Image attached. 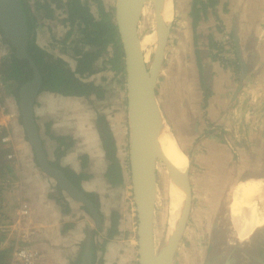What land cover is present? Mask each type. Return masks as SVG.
<instances>
[{"label": "rangeland", "instance_id": "374dc122", "mask_svg": "<svg viewBox=\"0 0 264 264\" xmlns=\"http://www.w3.org/2000/svg\"><path fill=\"white\" fill-rule=\"evenodd\" d=\"M31 1H33L34 4L35 1L42 2L49 0ZM240 1L241 0H237V3H234L233 7L231 6L229 10L230 12H227V4L224 6L222 12L216 9L213 6L214 4L212 5L211 15L209 14L210 18H207L208 20L205 21L208 35H197L196 37L194 35V46L201 47L196 50L192 49L188 38L180 42L185 35H183L182 38L177 36V34L175 35L174 30L176 27L175 23H173V14L170 20L171 28L166 46L164 48L162 65L156 80L157 86H155V97L159 109L173 133L178 147L180 148L179 150L183 152L186 157L189 180L190 177H194L192 172L194 170V166L192 160L190 159V155L193 150L189 147V142H191L193 138L192 135L195 134V130H192V121L194 117L197 116L196 114L200 115L201 120L204 118L203 109L206 105L205 98L208 95V88L205 84V80L209 77V71H212L213 73V69L217 68L216 64H219L218 68L221 67L225 71H230V80H232L234 86V89L230 91L229 97L231 101L230 107L235 111L230 114L229 121L230 124L233 123L237 126L238 130H235L230 125L229 130L231 131H228V134L233 136L234 132V134L237 135L236 137L238 140L234 142V146L238 148L236 152L242 149L248 150L253 148L256 151V155H260L261 158H264V33L263 35H260L259 33L254 32V34L258 36L257 39H248L250 40L249 44L252 47L251 49H253L256 53L255 55L260 54L258 56V60L253 62L254 60L251 59V55H253V53L244 52V57H242L243 55L239 53L240 50L236 52L237 49L235 50L234 48L235 36L237 35V37L240 38V40L237 41L238 43L242 41L245 45L248 44L247 38L249 36L246 35L243 37V35H239L237 33L236 35L230 33L231 29H235L232 26L235 19L230 15L235 14V11L238 8L240 14L242 13L240 11ZM87 2L93 15L98 17L96 1L87 0ZM101 2L105 11L110 13L111 19H114L115 0H101ZM193 2L194 0H188V6H192ZM172 3L174 7V0H172ZM210 5L211 1H209V6ZM51 6L53 7L54 5L51 4ZM200 7L202 6L198 4L197 8ZM261 12L263 13L264 11ZM228 13L231 14L229 15ZM221 15H223L226 22L221 21ZM157 16L154 0H147L141 10L137 24L138 35L140 38H142L147 31L156 27V24L158 23ZM245 16L247 17V14H245ZM52 17V19L40 18L39 25L36 29L37 44L54 56L62 58L73 68L75 64V50H84L89 47L80 41L81 33L79 32L77 26H70L66 21H64L66 13L61 10V8L54 9ZM236 21L239 22V19H236ZM261 25L264 30L263 16ZM195 26L198 28L200 24L196 23L194 26L192 25V27ZM202 32L204 34V30ZM236 32L238 31L236 30ZM201 38H203V43ZM177 40L179 42H177ZM207 46L210 49V58L205 59L204 52L205 49H208ZM222 46L226 47L225 51ZM153 47V45H146L143 49L147 67H150L153 59V50L155 48ZM201 49L203 50L202 53L199 52ZM10 52V47L2 41L0 35V68L1 66L4 68L2 63L5 58L8 57ZM113 52L114 49L112 47L105 46V52L94 63L93 69H95V71L82 77L83 80L91 81L98 85L100 91L99 95L74 97L64 96L48 91H40L36 96L34 108H36V111L39 113L38 119L40 128L37 125L38 134L41 139L44 152L50 162H55L61 168L68 167L71 170L73 169L70 167V164L74 159L82 167L84 164H91V172L89 171L91 175L82 173L86 177L80 181L79 187L84 192L87 191L82 189L81 184L83 183H85V187L94 188L90 192L97 195L96 209L98 210L99 216L101 215L100 230H96L97 227L95 226L94 220L88 210L85 209L82 204L70 199L61 190L58 191L54 181L49 176L44 174L48 182L52 184V190L47 194L48 198L55 203L63 214L68 213L70 209H68V211H64L60 202H65L66 206H68V204L75 206L77 210L75 219L80 223L84 222L81 228L83 239L76 246L75 252L79 255L82 242L86 236V229L87 227H90L91 229L96 230V234L93 236V243L95 245L94 264H136V215L131 193L128 163L130 124L126 101L125 73L123 72L124 64L122 74V72H120V67L119 69L116 67L119 62L117 63L116 61L109 60L113 56ZM236 58L244 61L245 66H242L241 62L238 64L236 62ZM15 84L16 83L13 82L9 83V81L5 82L0 74V110L3 108L4 111L9 112V107L4 104V98L7 95H9V97H14L16 107L19 109L18 93L16 95L13 92ZM162 85H164L165 93L162 91ZM238 86L240 87L236 91ZM237 93H239L238 98ZM232 94L234 95L232 96ZM36 103L37 106L35 107ZM248 112L251 113L249 116H247ZM101 118L104 123H101ZM252 120L260 126L259 132H256L258 138L257 148L249 142H244L246 140L244 139V137H246L244 134L247 131L245 130L247 127L246 123L251 122ZM101 127H106L111 133L114 142V155L120 167V183L111 184L107 181V179L106 182L102 180L94 181L88 179L89 177L100 174L102 175L103 173L105 176L108 164L110 163L103 148ZM55 136H68L72 141L70 147L65 149L64 153L60 156H57L58 152L55 149L58 145ZM247 140L249 139L247 138ZM22 141L23 148L19 147V150L21 149L22 151H25L23 156L27 158L26 160H28L31 166L28 167V162H26V160H22L20 165H17L11 163L10 161L12 160L10 159L8 162L11 163L8 166L10 172L9 174L7 172L5 173L4 168L1 169L0 167V200L3 196H7V192L10 191V198L8 199V202L10 203L13 200L14 202H17L18 200L20 201L14 207L10 204L8 205V207L13 208H11V211H13L18 204L23 203L25 205V202L28 201V195L24 192L26 185H24L23 188L22 185L17 188L15 187L16 190L13 189L12 192V189L7 190L10 187L8 181L12 182V180L3 179V176L8 174L12 178H18V180L20 178L24 183V179H29L27 174L31 173L30 169H32V157L33 164L42 173L37 165V162H35L34 152L27 141L25 132H22ZM191 144H193V142H191ZM3 151L4 148L0 145V156H2ZM98 151L101 152L99 159L94 157L95 152ZM238 155L239 154L234 153V156L236 157H232V159L229 156L227 166H222V172H227L229 175H231L232 172H235L237 173L235 176H238L239 174L243 175V173H240V168L242 165L247 163L248 159L246 158V153H244L238 161L241 165L236 162L232 163V161L238 159ZM246 159L247 161H245ZM0 161H2L1 158ZM102 161L105 162V167H101ZM157 163L161 164L157 166L159 170L161 169V172L164 175H169L165 163L157 159L155 169ZM2 172H4V174H1ZM238 177L242 176L239 175ZM192 182H194V179H192ZM225 185V182H221L218 186V190L223 192L222 190L225 189ZM239 185L235 188L232 195V197H235L236 200H242L243 198V190ZM158 186L159 184L156 181V170H154V199L152 205L154 245V236L156 235V230L159 228V219L163 218L167 206V201L165 202V199L161 197L157 190ZM223 195L224 194L221 193L220 197ZM16 196L18 197L17 199ZM221 199L223 200L224 197ZM205 201H207L205 189L193 184L189 215L171 264H194L197 259L199 260L197 263L195 262L196 264L202 263L204 260V254H207L205 251L208 248V244L213 246V248L214 246L222 248V251H219V255H221L222 259L218 260L221 264L223 260L228 257V252L231 248L234 250L230 252L229 258L234 259L233 261L235 262L233 264H248L250 262L248 259H244L246 257L244 251L246 253H251L254 256L257 255L259 257H264V244L263 242H260L263 240L257 241L255 246H251L252 244H246L245 246L241 243L242 240H240V242L238 241V243L234 245L237 238L227 237L219 240V238L213 235L212 239H210L208 232L211 230L214 232L216 228L218 229L217 233L223 232L225 236L230 235L231 232L219 223H216L212 228L214 218L210 217V215L220 209L222 211H225L226 209L223 206L215 209L217 205L212 202V198L207 202ZM261 201L262 199L257 202L258 210L260 211H262L264 207V203H261ZM201 202H205V204H201ZM202 205H205V207L203 208ZM238 209H241L240 203L235 202L234 205H230V216L232 218L230 227L232 225L234 226L237 223L236 220L240 219V216L242 215ZM112 212H115L117 215L118 233L103 243L106 235V229L110 225ZM159 212L160 216L158 215ZM218 214L222 215L221 212ZM3 226L4 224L0 223V230ZM72 229H74L73 231L77 233V227ZM1 233L2 237H4L2 231H0V235ZM240 235L241 234H239V236ZM208 238L210 239L209 241ZM230 238L234 240L231 241ZM3 241L4 240L1 239L0 264H10L11 249L9 247L7 252L5 249L8 246V243L5 245ZM221 242L225 244H222ZM101 246L102 249L100 248ZM1 251H4L3 254ZM208 257H211L210 253L207 255L206 259ZM209 260L210 258H208V261ZM183 261L184 263H181ZM68 264L71 263L69 262Z\"/></svg>", "mask_w": 264, "mask_h": 264}, {"label": "crops", "instance_id": "0c3cea01", "mask_svg": "<svg viewBox=\"0 0 264 264\" xmlns=\"http://www.w3.org/2000/svg\"><path fill=\"white\" fill-rule=\"evenodd\" d=\"M197 1L202 3V4L199 3L202 7L198 8V11L194 12L193 15L191 13V5L188 6V0H174V7L172 3L173 18H174L173 23H175V27H176L174 30L175 35L177 34V36L181 38L183 37V35H185L180 40V42L188 38V41L192 46V49L195 50L201 47L194 46V42H193L194 35L195 37L197 35L198 36H203L205 34L208 35V32L206 31L207 27L205 26V21L208 20L207 18H210L209 14L211 15L212 7L214 6L216 9L222 12L224 6L227 4L226 5L227 12H230L229 10L231 6L233 7L234 3H237V0H217L213 6L212 5L209 6V5H203L206 2V0H197ZM239 5L241 6L240 8V11L242 12L241 14L239 12V8L235 11V14L230 15L231 13H228L231 17L233 16V18L235 19V21L232 23V26L235 29H231L230 33L234 35H236L237 33L239 35H243V37L249 35L247 40L249 38L251 40L252 39L256 40L258 36L254 34V32L259 33L260 35H263L264 33V30L262 29L263 26L261 25L262 16L264 17V12L263 13L261 12L264 11V0H241L239 2ZM197 7L198 4L196 5V8ZM245 14H247V17L245 16ZM220 19L222 22H226L225 18H223V15L220 16ZM236 19H239V22L236 21ZM193 20L195 21V24L196 23L200 24L198 28H196V26L192 27ZM242 28H246V29H242ZM203 30H204V34L202 32ZM236 30L238 32H236ZM237 39L240 40V38L238 37ZM201 40L203 43V38H201ZM177 42L179 41L177 40ZM249 42L250 40H248L247 43L249 44ZM238 44L240 45L239 50H240V54L243 55L242 57H244L245 54L244 52L253 53V55H251V59L254 60L253 62L258 60V56L260 54L255 55L256 53L253 49H251L252 47L250 44L245 45L242 43V41H240ZM234 48L235 50L237 49L235 45ZM225 49L226 47H223L224 51ZM202 51L203 50L201 49L199 52L202 53ZM204 54H205V59L210 58L209 57L210 49L209 48L205 49ZM216 66L217 68L213 69V73L212 71H209L208 73L209 77L207 80H205V84L207 85L208 88L207 90L208 95L205 98L206 105L205 108L203 109L204 118L201 120L200 115L196 114L197 116H195L192 121V130H195V134L192 135L193 138L191 142H193V144L189 142V147L193 150L190 155L191 156L190 159L192 160L194 166V170L192 171L194 177H190L191 190L193 189V184H196V186L202 189L204 188L205 196H207V201H209L212 198V202L216 203L217 206L215 209H218L220 206H223L226 209L225 211H222L220 209L214 214L211 215L209 214V215L210 217L214 218L212 222V228L216 223H219L229 232H231L230 235L225 236L223 232L217 233L218 229L216 228L214 232H212V230L208 232V236H210V239H212L213 235H215L217 238H219V240L225 239L227 237L237 238V241L234 243V245H236L238 241L240 242V240H242L241 243L244 244L245 246L246 244L248 245L252 244L251 246H255L256 242L259 240H263L260 242H263L264 244V229H263L264 207L262 211L258 210L257 202L260 200L257 198V196L254 195H251V197L247 199V193L243 189H242L243 190L242 200H237V202L241 204V209L238 210L242 215L240 216V219H237L241 223V229L239 230L241 236L238 238L237 231L234 228V226L232 225L230 227L232 223V218L230 216V204H231L233 191L241 182L246 181L247 179L250 178L264 179V158H261L260 155H256L255 154L256 151L253 148L252 149L250 148L248 150L242 149L236 152L238 148L234 146V142L238 140V138L236 137L237 135L234 134V132H233V136H230L228 134V131H231L229 130L230 125L235 130H238V127L235 126L233 123L230 124L229 121L230 114L234 113L235 111L233 110V108L230 107L231 101L229 97L230 91L234 89V86L232 80H230L231 79L230 71L229 70L225 71L221 67L218 68L219 64H216ZM162 91L163 93H165L164 85H162ZM233 95L234 94H232V96ZM238 95L239 93H237V98ZM4 101H5L4 104L9 107V112L4 111L3 108L0 110L1 111L0 112V145L4 148L2 157L3 159H5L4 168L5 170H7L5 171V173L7 172L9 174L10 172L8 166L11 163L20 165V162L22 160L23 161L26 160L27 158L23 156L25 154V151H22L21 149L19 150V147L23 148L22 132H24L20 120L19 109L16 107L13 96L9 97V95H7L4 98ZM36 106L37 103L35 104V107ZM33 111H34V119L36 126L38 125L40 128V123L38 119L39 113L36 111V108H34ZM250 114L251 113L248 112L247 116H249ZM246 126L247 127L245 130L247 131L244 134L246 135V137H244V139L246 140L244 142H249L257 148L258 138L256 132L257 131L259 132L260 126H258L257 123H254L253 120L251 122H247ZM4 137H7L8 140H6L5 143H1L2 141L1 139ZM247 138L249 140H247ZM100 153H101L100 151L95 152L94 157L99 159L101 156ZM234 153L235 154L237 153L239 155L237 157L238 159L232 161V163L236 162L239 164L240 162L238 161L241 159L244 153H246L247 156L246 158L248 159V161L246 159L245 161H247V163L242 165L240 168V173H243V175L241 174L239 175L242 177H238L239 175L235 176L237 174L235 172H232L231 175H229L227 172H222L223 170L222 166L223 165L227 166L229 156L231 157V159L232 157H236L234 156ZM10 155H11L10 159L12 161H10V159L8 158V156ZM9 161L11 163H8ZM26 162H28V160H26ZM30 166L31 165L28 162V167ZM103 166L105 167L104 161H102L101 164V167ZM70 167L73 169L75 173H84L87 175L88 174L91 175L90 173L91 164L87 163L84 164V166L82 167L74 159L70 164ZM30 172H31L30 174H27V177H29V179L27 178L24 179V183L20 178L19 181L18 178L17 179L12 178L8 174L4 175L3 179L12 180V182L8 181L10 187L7 189V190L12 189V192L13 189L16 190V188L21 185L23 188L24 185H26L24 192L26 195H28L27 197L28 201L25 202V205L27 204L26 206H28L31 211V217L34 227L33 241L35 248L40 254L41 262L39 264H50V263L68 264L69 262L70 263L75 262L78 258L77 257L78 254L77 252H75V248L79 244V242L83 239L81 228L84 222L80 223L75 219V214L77 213L75 206L68 204L70 210L68 211V213L63 214L61 213V210L58 209V207L55 205V203L48 198L47 194L52 190V184L48 182L44 173L43 172L41 173L35 167V165L33 164V157H32V169H30ZM88 179L94 181L102 180L106 182L104 173L102 175L100 174L93 177H89ZM192 179H194V182H192ZM221 182H225L226 184L225 189L222 190L223 192L218 190V186L220 185ZM81 186L82 189L86 190L87 192H90L92 191V189H94L93 187H85V183L81 184ZM221 193L224 194L222 196L224 197L223 200L221 199L222 197H220ZM9 198H10V191L7 192V196H3L2 199L0 200V213H1L0 223L4 224L5 227H8V223H10L11 212H12L11 210L13 209L12 207H8V205L10 204L11 206L14 207L17 203L20 202L19 200L17 202H14L13 200L12 202L9 203L8 202ZM17 198L18 197L16 196V199ZM205 202H201V204H205ZM261 203H264L263 198ZM202 206L203 208L205 207V205ZM243 206L245 207L243 208ZM246 206H251V208L254 210V214L250 217L245 215ZM219 212H221L222 215L218 214ZM65 225H67V228L68 227L69 228L64 229L63 226ZM75 227H77V233H75L73 231L74 229H72ZM0 231H2V229ZM0 236H1L0 238V243H1V239L4 240L6 234H4V237H2V233H1ZM210 239L208 238V241ZM233 240L234 239H231V241ZM221 243L225 244L223 242ZM227 243H228V239H227ZM233 250H234L233 248L229 250L228 257L230 255V252H232ZM219 251H222V248H217L215 246L213 248V246L208 244V248L205 251L207 254H204V260L200 264H221L218 262V259L221 256L219 255ZM209 253L211 254V257H208L210 258V260L208 261V258L206 259V257ZM244 253L246 255L244 259L245 260L248 259V261H250L248 264H264V257L262 256L259 257L257 255L254 256L251 253H246L245 251ZM198 260L199 259H197L195 262L197 263ZM195 262L194 264H196ZM232 262L234 263V261Z\"/></svg>", "mask_w": 264, "mask_h": 264}, {"label": "water", "instance_id": "95a60500", "mask_svg": "<svg viewBox=\"0 0 264 264\" xmlns=\"http://www.w3.org/2000/svg\"><path fill=\"white\" fill-rule=\"evenodd\" d=\"M147 0H115L114 22L116 24L123 55L126 100L130 124L129 142V174L131 193L136 215L137 264H170L174 258L181 239L191 205V185L188 167L180 171L169 164L163 149L158 145L154 133L156 107L155 85L164 57L171 28V21L162 22V12L159 1L154 0L158 23L161 28L158 42L153 50L150 67L144 61L140 40L137 34V24L141 10ZM0 27L3 37L14 48L18 59H26L32 69V77L18 89V105L21 124L32 147L38 167L49 176L58 188L70 199L85 206L94 220L96 227L100 225V216L96 207L64 176L62 171L50 164L38 134L34 119V102L41 91L40 74L29 57L27 46V27L20 0H0ZM238 39L235 36V46L239 50ZM240 53V51H239ZM240 55V54H239ZM245 66L244 61H240ZM240 86L237 87L236 91ZM236 93V92H234ZM169 166L180 179L182 192V207L172 234L165 245L162 258L155 260L153 239L152 205L154 199V170L156 160ZM259 177V176H258ZM230 257V256H229ZM226 257L222 264H233L234 259ZM222 257L218 260H221ZM235 262V261H234ZM77 264H92V253L88 241L84 246Z\"/></svg>", "mask_w": 264, "mask_h": 264}, {"label": "trees", "instance_id": "16d2710c", "mask_svg": "<svg viewBox=\"0 0 264 264\" xmlns=\"http://www.w3.org/2000/svg\"><path fill=\"white\" fill-rule=\"evenodd\" d=\"M95 1L97 3L98 17H95L91 12L87 0H49L42 2L35 1L34 4L31 0H20L21 9L24 14L27 27L26 51L40 74L41 91H48L64 96L74 97H88L90 95H99L100 91L98 85L91 81H85L82 79V77L95 71V69H93L94 63L105 52V46H110L114 49L113 56L109 60L116 61L117 63L119 62L116 67L118 69L120 67V72L123 71L122 47L116 24L114 22V19H111L110 13L106 12L103 8L101 0ZM209 1H211V4L213 5L217 0H206L203 5H209ZM194 3L197 5L201 2L194 0L191 6L192 15L194 12L198 11V8H196V5ZM51 4H53L54 6L52 7ZM56 8H61V10L66 13L64 21H66L70 26H77L79 32L81 33L80 41L89 47L84 50H75V64L73 68L62 58L54 56L37 44L36 29L39 25L40 18L52 19V14L54 12V9ZM192 25H195L194 20ZM0 35L2 41L6 43L11 49L8 57L5 58L4 62L2 63L4 65V68H2L1 66L0 74L5 82L9 81V83H16L13 92L17 95L19 86L31 79L32 69L28 65L26 59H18L16 57L14 48L11 47L7 40L3 37L1 27ZM236 62L240 64V60L238 58H236ZM101 120L102 123L103 119L101 118ZM101 131L103 148L108 160L110 161L105 172V177L111 184L120 183V167L114 155V142L111 133L106 127H101ZM55 138L58 142L56 148L58 152L57 156H60L64 153L65 149L70 147L72 141L68 136H55ZM2 141L1 143H5V141ZM0 158L2 160L0 161V167L1 169H3V165H5V159H3L2 156H0ZM50 164L58 167L62 171L64 176L70 181V183L74 185L78 190H80V192L95 207H97V195L91 192H84L79 187V183L86 177L85 175H83L82 173L77 174L68 167L61 168L55 162H50ZM4 171L7 170H5L4 168ZM1 174H4V172H2ZM56 188L58 189V191L60 190L57 185ZM60 204L64 211H68L69 207L66 206L65 202H60ZM83 207L87 209L85 206ZM117 225V215L115 212H112L110 225L106 229V235L104 237L103 243L111 239L118 233ZM65 228H67V225L64 226V229ZM100 229L101 227L99 225L96 230ZM96 230L87 227L86 236L82 242L81 250L79 252V255L77 256L78 258L76 262H72L71 264H77L79 262L82 250L87 241L92 253V264H94L95 245L93 243V236L96 234ZM8 248L9 247H6L5 249L7 252ZM100 248L102 249V246ZM3 252L4 251H1L2 254Z\"/></svg>", "mask_w": 264, "mask_h": 264}, {"label": "bare ground", "instance_id": "6f19581e", "mask_svg": "<svg viewBox=\"0 0 264 264\" xmlns=\"http://www.w3.org/2000/svg\"><path fill=\"white\" fill-rule=\"evenodd\" d=\"M160 11L162 12V22L167 24L172 17V0H158ZM161 28L159 25L147 31L142 38L139 37L141 49H143L146 45L156 46L159 36H160ZM138 34V30H137ZM153 47V48H154ZM144 53V52H143ZM145 61V55H144ZM146 63V62H145ZM156 117L154 119V133L157 139L158 145L163 149L167 161L174 168L183 171L187 167V160L184 156L183 152H181L175 140L173 133L171 132L169 126L167 125L161 111H159L156 107ZM162 161V160H161ZM164 161V160H163ZM162 161V162H163ZM161 164H156V181L158 182V192L167 201V206L165 209V214L162 219H159V228L156 230L155 237V260L158 261L162 258L163 251L165 245L168 241L169 236L172 234L176 220L179 215V211L182 207V192L180 190L181 183L179 176L175 174L166 164L169 175H164L157 166ZM245 192L247 193V199L251 197V195L257 196L259 200L263 198L264 200V182L263 179H255L250 178L246 181L241 182L239 185ZM247 204V203H246ZM245 206H243L244 208ZM250 207V208H249ZM254 214V210L251 206H246L245 215L252 216ZM160 216V212L158 213ZM163 225V226H162ZM184 262V261H183ZM182 263V262H181ZM170 264V262L168 263ZM188 264V263H187Z\"/></svg>", "mask_w": 264, "mask_h": 264}, {"label": "built area", "instance_id": "2783aa9c", "mask_svg": "<svg viewBox=\"0 0 264 264\" xmlns=\"http://www.w3.org/2000/svg\"><path fill=\"white\" fill-rule=\"evenodd\" d=\"M8 140L7 137L2 138ZM11 158V155L8 156ZM6 234L4 244L10 247V264H39L40 255L34 245V227L28 206L19 204L12 212L8 227H2ZM10 236V237H9Z\"/></svg>", "mask_w": 264, "mask_h": 264}, {"label": "flooded vegetation", "instance_id": "af4514ba", "mask_svg": "<svg viewBox=\"0 0 264 264\" xmlns=\"http://www.w3.org/2000/svg\"><path fill=\"white\" fill-rule=\"evenodd\" d=\"M211 5H212V4H211ZM49 162H50V161H49ZM37 165H38V164H37ZM190 185H191V183H190ZM235 200H236V198H235V197H232L231 204H230L231 206L234 205L235 202H237V200H236V201H235ZM236 222H237V223L234 225V228L236 229V231H237V233H238V238H239V237L241 236V235L239 236V234H240V233H239V230L241 229V225H240L241 223H240V221H238V220H236ZM238 223H240V224H238Z\"/></svg>", "mask_w": 264, "mask_h": 264}]
</instances>
